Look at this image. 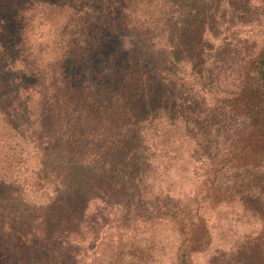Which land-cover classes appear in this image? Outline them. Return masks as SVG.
<instances>
[{
  "label": "trees",
  "instance_id": "1",
  "mask_svg": "<svg viewBox=\"0 0 264 264\" xmlns=\"http://www.w3.org/2000/svg\"><path fill=\"white\" fill-rule=\"evenodd\" d=\"M207 255L264 264V0H0V264Z\"/></svg>",
  "mask_w": 264,
  "mask_h": 264
},
{
  "label": "rangeland",
  "instance_id": "2",
  "mask_svg": "<svg viewBox=\"0 0 264 264\" xmlns=\"http://www.w3.org/2000/svg\"><path fill=\"white\" fill-rule=\"evenodd\" d=\"M245 34V33H244ZM244 34H242L244 36ZM245 37V36H244ZM46 38V37H45ZM48 38V37H47ZM40 41L37 43V41H32L31 42V46L32 47H36L37 44L39 45ZM20 63L17 64V67H20ZM24 156V155H23ZM139 159H137L136 161V168L139 171H142L143 169L146 168V166L149 165V163H146L145 165H137V163H142L141 161H138ZM180 164H175L174 167L179 168ZM33 167H36L35 161L33 159H30L29 163H28V168H30L29 170L27 169H21V170H17L16 175L18 174L19 177V183H15V187L14 189H20L21 191H23V194L25 196V198L27 200H29L30 204H37V206H40L41 203H45L47 201V196L44 194L43 191H38L37 189H33L32 191H30V187L28 186H24L23 184L26 182L27 184L30 183L31 181V175L32 172H35V170L33 169ZM150 171V169H149ZM170 173V174H169ZM169 173L167 174L169 177L165 178V180L163 181L164 183V187L166 188H170L175 190L177 193L184 191L187 186H189V183H193L192 180H190L189 178H184L183 175L179 174L178 172H176V169H172L171 171H169ZM25 183V185H27ZM35 206L29 207V205L27 204L26 207H24L23 209H25L26 211H30L34 208ZM223 225V224H222ZM222 225L218 224L217 228L222 227ZM251 227H253V229L257 230L260 229V226L258 225V223H252V225L249 226H245L242 228H237L234 227V230H240V232L245 233V232H250L252 231ZM222 237H217V239L215 240V248H226L227 246L223 243V241H221ZM210 256V254H209ZM208 255L207 256H203L201 257V259L198 261L197 264H208V261L210 260Z\"/></svg>",
  "mask_w": 264,
  "mask_h": 264
}]
</instances>
